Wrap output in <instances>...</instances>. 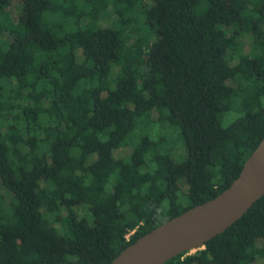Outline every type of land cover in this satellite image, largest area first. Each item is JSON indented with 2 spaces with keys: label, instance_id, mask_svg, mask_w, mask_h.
I'll list each match as a JSON object with an SVG mask.
<instances>
[{
  "label": "trees",
  "instance_id": "trees-1",
  "mask_svg": "<svg viewBox=\"0 0 264 264\" xmlns=\"http://www.w3.org/2000/svg\"><path fill=\"white\" fill-rule=\"evenodd\" d=\"M10 4L0 0V264H110L227 188L264 137V0H18L17 19ZM153 108L178 128L183 161L148 134L129 151ZM258 259L264 194L164 264Z\"/></svg>",
  "mask_w": 264,
  "mask_h": 264
},
{
  "label": "water",
  "instance_id": "water-1",
  "mask_svg": "<svg viewBox=\"0 0 264 264\" xmlns=\"http://www.w3.org/2000/svg\"><path fill=\"white\" fill-rule=\"evenodd\" d=\"M264 194V137L239 175L215 197L161 223L127 245L110 264H164L204 247L239 219Z\"/></svg>",
  "mask_w": 264,
  "mask_h": 264
},
{
  "label": "rangeland",
  "instance_id": "rangeland-1",
  "mask_svg": "<svg viewBox=\"0 0 264 264\" xmlns=\"http://www.w3.org/2000/svg\"><path fill=\"white\" fill-rule=\"evenodd\" d=\"M18 0H11V4L9 6V11L11 12L12 16L14 18H18L19 15V6L17 5ZM238 40V43L240 44V48H248L251 44V39L246 34L238 35L236 38ZM237 115L234 113H229L224 117V124H228L230 121H232L234 118H236ZM142 134H148L150 137L154 139L161 138L163 139V143H161L162 147L164 149L168 150V153L175 161H183L187 157V149L183 144L182 138L180 137V133L177 127L174 125H171L169 123H162L160 120H158V110L153 108L148 114L142 115L138 117L137 119V126L133 131L132 137L136 136L135 139H131L129 141V151L132 149L134 143L136 142L139 135ZM125 151H128V148L125 149ZM0 191L3 192L6 196L10 193L6 191V189L2 186L0 183ZM187 192H188V185L184 179L179 180V199L182 202L187 201ZM77 214L79 216L86 214L88 212V209L86 206H77L75 208ZM261 240H258V243H260ZM192 252V251H191ZM250 264H264V259H258L252 261Z\"/></svg>",
  "mask_w": 264,
  "mask_h": 264
},
{
  "label": "built area",
  "instance_id": "built-area-1",
  "mask_svg": "<svg viewBox=\"0 0 264 264\" xmlns=\"http://www.w3.org/2000/svg\"><path fill=\"white\" fill-rule=\"evenodd\" d=\"M129 237V233L126 235V238H128Z\"/></svg>",
  "mask_w": 264,
  "mask_h": 264
}]
</instances>
